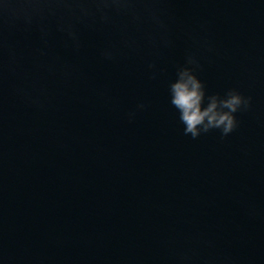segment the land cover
Masks as SVG:
<instances>
[{"label": "water", "instance_id": "obj_1", "mask_svg": "<svg viewBox=\"0 0 264 264\" xmlns=\"http://www.w3.org/2000/svg\"><path fill=\"white\" fill-rule=\"evenodd\" d=\"M170 8L173 48L115 62L101 55L115 35L85 30L79 51L59 33L45 45L17 19L19 0L0 12L22 54L0 94V264H264V0ZM184 29L213 46L200 74L209 94L253 97L223 140L184 136L169 104ZM17 86L41 91L43 107Z\"/></svg>", "mask_w": 264, "mask_h": 264}, {"label": "clouds", "instance_id": "obj_2", "mask_svg": "<svg viewBox=\"0 0 264 264\" xmlns=\"http://www.w3.org/2000/svg\"><path fill=\"white\" fill-rule=\"evenodd\" d=\"M10 0L0 5L6 10ZM24 5L23 15L17 17L25 30L35 28L47 45L54 33H59L66 46L79 51L83 31H98L116 39L101 50L105 60L117 61L126 54H139L148 49L153 53L171 49L176 42L178 22L170 5L173 0H19ZM202 27H204L202 25ZM186 42L183 62L176 65L175 78L168 84V101L183 125V135L192 140L218 131L223 140L237 131L240 120L237 113L250 111L253 97L232 87L223 93L209 94L201 79L202 60L214 51L207 39L194 30L184 29ZM43 53H41L42 55ZM22 54L0 29V94L10 75H16ZM147 68L155 78L158 69L155 60ZM16 95L31 106L42 108V92L15 87ZM145 108L143 103L136 111ZM136 112L128 114L133 122ZM184 254L181 260L190 261Z\"/></svg>", "mask_w": 264, "mask_h": 264}]
</instances>
